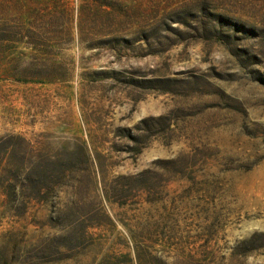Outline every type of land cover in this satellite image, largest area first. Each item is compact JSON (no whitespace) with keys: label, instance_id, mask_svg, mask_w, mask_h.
<instances>
[{"label":"rangeland","instance_id":"rangeland-1","mask_svg":"<svg viewBox=\"0 0 264 264\" xmlns=\"http://www.w3.org/2000/svg\"><path fill=\"white\" fill-rule=\"evenodd\" d=\"M0 264H264V0H0Z\"/></svg>","mask_w":264,"mask_h":264}]
</instances>
